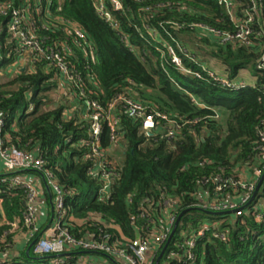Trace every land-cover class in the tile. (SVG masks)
I'll use <instances>...</instances> for the list:
<instances>
[{
	"label": "trees",
	"instance_id": "obj_1",
	"mask_svg": "<svg viewBox=\"0 0 264 264\" xmlns=\"http://www.w3.org/2000/svg\"><path fill=\"white\" fill-rule=\"evenodd\" d=\"M123 9L115 10L105 0L110 17H101L96 0H51V16L43 18L51 25H38L37 35L66 43L71 52L67 60L78 73L79 84L87 91V99L99 101L107 111L121 95L141 102L148 112L161 111L174 119L179 127L173 137L148 135L142 130V119L131 118L126 108L117 102L115 114L120 119V141L116 150L121 155V177L110 186L104 200L99 199L103 182L89 169V120L86 99H80L75 89L67 88L60 100L51 96L59 92L61 74L44 59L30 61L23 71L0 82V112L6 124L0 128V140L45 160L44 171L51 170L65 190V212L70 218L66 229L77 240L95 238L127 247L138 236L152 238L158 233L171 235L175 221L189 208H202L206 202L239 201L242 187L237 186L246 173L248 181L256 178V169L264 174L260 156L259 129L264 128V71L256 68L264 51V0H233L239 19L247 18L253 1L261 4L252 24L257 44L222 43L215 35H204L194 24L235 33L236 24L219 0H121ZM25 7L26 0H14ZM34 2V0H32ZM48 23V24H49ZM117 24V27L114 24ZM149 25L157 37L149 34ZM75 25L86 34L81 40L72 31ZM173 38L199 58L235 78L241 71L254 67V82L235 91L216 83L198 79L179 71L169 55L162 56L158 47L172 43ZM193 41L194 43H189ZM0 72L8 70L18 60L7 35L0 38ZM192 45L206 52L197 55ZM189 68L200 70L191 57L180 54ZM73 96L78 105L70 117ZM54 103V104H53ZM204 105L205 107H202ZM82 113H80V112ZM84 111V112H83ZM111 128L104 124L101 147L109 148ZM85 142V143H84ZM10 176H20L13 174ZM217 177L229 179L219 190ZM261 187L257 196L262 195ZM49 203L47 191H44ZM0 264H79L87 254L101 256L97 264H126L116 255L80 253L70 247V254L39 255L32 246L34 237L24 222L26 193L11 187L0 176ZM253 202L245 209L246 224L233 213L210 214L194 209L185 213L160 264H264V219L255 220ZM51 218L48 213L47 221ZM174 221V224H175ZM214 223H219L214 225ZM198 238L194 249L197 259L187 260L188 239L208 227ZM227 233L225 240L217 234ZM18 235L26 236L18 245ZM157 246L153 264L163 247ZM21 246V247H20Z\"/></svg>",
	"mask_w": 264,
	"mask_h": 264
},
{
	"label": "built area",
	"instance_id": "obj_2",
	"mask_svg": "<svg viewBox=\"0 0 264 264\" xmlns=\"http://www.w3.org/2000/svg\"><path fill=\"white\" fill-rule=\"evenodd\" d=\"M51 0H26L25 7H19L15 5L14 0H0V38L3 33L7 35V42L13 44V51L18 54V60L11 64L7 70L10 74H15L20 71V68H26L30 61L33 63L37 59L46 60L51 66H54L56 70L63 76L67 85L75 89V93L80 99H86L87 119L89 120V133L90 140L86 143L90 147V158L95 161L94 166L89 169L91 174L100 176L103 185L99 192V199L104 200L109 192L110 186L116 180L121 177L122 159L119 154H116V148L120 141V119L114 113L117 102L124 104L126 113L131 118L142 119V130L148 135L154 133L160 134L163 131L168 137H173L176 133L179 125L174 119H171L167 114L161 111L148 112L145 106L128 95L119 96L111 105L110 108L105 111L99 101L94 99H87V91L79 84L81 79L80 73L70 65L67 60V55L71 52L70 47L63 42L58 43L54 41L53 44L48 43V39L37 35L38 25L42 27H49L51 24L43 18V12L47 16H51L50 7L44 9L43 3L48 2L50 6ZM112 3L115 10L123 9L121 0H108ZM220 4L225 6L228 10L232 21L237 25L236 32L230 33L222 30L206 26L204 24H194L193 27L197 28L201 34L215 35L222 43L233 42L234 45L241 44L247 47L257 44L254 35V29L252 24L256 21L255 13H261V4L258 1H253V8L247 13V18L241 20L237 17L235 12V5L233 0H219ZM95 8L101 17H110L106 11L105 0H96ZM260 24L261 28H264V21L260 17L256 21ZM49 23V24H48ZM117 27V24H114ZM148 28L149 34L152 37H157V31L153 30L149 25L145 24ZM73 33L85 40L86 34L76 27L71 25ZM175 45L172 43L164 44L158 47V50L162 53V56L169 55L171 62L175 67L184 73L190 74L198 79L206 78L219 85L221 88L238 91L252 82H249L245 77V71H241L237 77L231 78L229 74L219 71V69L212 67L210 64H201L199 58H195L192 54L182 46L176 39L173 38ZM0 49L2 45L0 43ZM179 53L184 54L187 57H191L194 62L200 65V70H194L186 66ZM27 59V60H26ZM258 70L264 71V51L260 60L256 64ZM108 123L111 128L110 141L111 146L109 148H102V134L104 124ZM6 124L3 112H0V128ZM264 124V121H263ZM259 136L261 143L259 145V151L261 159L264 163V128L259 129ZM85 143V142H84ZM0 159L4 165L6 171L14 173L17 170H35L42 174L44 180L48 183L55 198V213H54V225H50L49 229L41 236L33 245L35 253L39 255H63L70 254V247L78 248V252H90V253H106L110 255L118 256L126 264H153L154 255L157 250V246L166 244L170 235L168 233H158L152 236V238H143L138 236L135 240L130 241L124 246H113L107 243V238L99 241L95 238L86 240H77L71 235L65 228L70 220L73 223L82 224L83 220L75 219L72 215L70 218L66 216L65 201L66 194L64 188L61 186L59 178L51 170L44 171L45 160L41 155H33L31 152H27L15 146H6L3 140H0ZM8 174L1 176L2 182L8 183L11 187L24 189L26 193V214L24 222L29 228V237H34L39 226V204L40 194L39 189L35 183L20 178V176H10ZM242 180L236 184L242 187V193L239 201L225 200L219 202H206L202 205V208L207 211L213 212H228L235 211L237 219L242 225L246 224V218L244 216L245 209L252 205V211L255 216V220L260 222L264 219V182L262 185L263 193L261 196H256L253 199L254 193L260 182L263 172L260 169H256V178L252 181H248L250 176L246 173ZM216 182L219 183V190L223 189L229 179H223L217 177ZM0 202H2V196H0ZM175 217L170 220L172 225L174 224ZM176 222V221H175ZM219 223H214L218 225ZM208 227L203 228L191 235L188 239L189 251L187 253V260L194 261L197 259V255L194 249L197 246V240L200 237L205 236ZM38 236L35 237V239ZM217 237L225 240L227 233L217 234ZM79 264H97L98 262L88 260L86 257H81L78 261Z\"/></svg>",
	"mask_w": 264,
	"mask_h": 264
},
{
	"label": "crops",
	"instance_id": "obj_3",
	"mask_svg": "<svg viewBox=\"0 0 264 264\" xmlns=\"http://www.w3.org/2000/svg\"><path fill=\"white\" fill-rule=\"evenodd\" d=\"M244 75L246 77V73H244ZM61 78H62L61 79L62 80L61 81V86H60L59 92H57V95H59V99L63 95H66L67 90H68L67 88H69V89L72 88L71 86L67 85V83L64 80L62 75H61ZM70 98L73 101V106L72 107H73L74 111H77L78 110V105L76 104V100L74 99L73 96H70ZM80 113H82V112H80ZM86 117H87V115H86ZM8 173H10V172L5 170L4 165H3V163H2V161L0 159V175H4V174H8ZM14 174H20V178L29 180V181L35 183V185H37V187L39 189V194H40L39 226L41 227L42 225H45L43 230H45L46 227L51 225V224L53 226L55 222H54V219L51 220V218H52L51 201L53 200L55 202V198H54L53 193H51L52 194V199H51L50 191L47 188L46 181L44 180L42 174L40 172H38V171H35V170H17V171H15ZM45 190L47 191L48 196H49V203L47 202V198H46L45 193H44ZM49 212L51 213V218H50L49 221H47ZM25 238H26V236L18 235V238H17V241L19 243L18 245L24 244ZM80 253L82 254V252H80ZM82 257H86L88 260L95 261V262L104 261L103 260L104 258H102L101 256H97V255H93V254H87V255H84Z\"/></svg>",
	"mask_w": 264,
	"mask_h": 264
},
{
	"label": "water",
	"instance_id": "obj_4",
	"mask_svg": "<svg viewBox=\"0 0 264 264\" xmlns=\"http://www.w3.org/2000/svg\"><path fill=\"white\" fill-rule=\"evenodd\" d=\"M25 70H26V68H23V71H25ZM202 107H205V106L202 105ZM14 173H15V172H14ZM14 173H8V174H14ZM8 174H4V175H8ZM4 175H0V176H4ZM263 182H264V174H263V176H262L260 182L258 183V186H257L256 191H255V193H254L253 199L256 198V196H257V194H258L260 188H261L262 185H263ZM46 185H47V188L49 189L50 194H51L52 191H51V188H50V186L48 185L47 182H46ZM51 199H52V194H51ZM51 205H52V218H51V220H52V219H54V213H55V205H54V201H53V200L51 201ZM194 209H198V210H199V209H202V208H189V209H186V210H185V211H184V212L178 217V219L176 220L175 225H174V227H173V229H172L171 235H170L168 241L166 242V244L164 245V247H163V249H162V251H161V253H160V255H159V257H158V259H157V261H156L155 264H160V262H161V260H162V258H163V256H164V254H165V252H166V250H167V248H168V246H169V244H170V242H171V239H172V237L174 236V234H175V232H176V230H177V227H178V225H179V223H180V220H181L182 216H183L185 213H187V212H189V211H191V210H194ZM207 212L210 213V214H222V213H225V212H213V211H207ZM234 212H235V211H228V212H226V213H231V214H233ZM49 227H50V225L47 226L45 230L41 231V232L39 233L38 237L32 241L31 245L29 246V248H28V250H27V254L30 253V250H31L32 246L35 244V242H36L41 236L44 235V233L49 229ZM57 256H61V255H55V257H57Z\"/></svg>",
	"mask_w": 264,
	"mask_h": 264
},
{
	"label": "rangeland",
	"instance_id": "obj_5",
	"mask_svg": "<svg viewBox=\"0 0 264 264\" xmlns=\"http://www.w3.org/2000/svg\"><path fill=\"white\" fill-rule=\"evenodd\" d=\"M192 43H194V42L191 41V42L189 43V45L192 44ZM191 48L194 49V50L196 51L197 55H199V54H201V55H205V54H206L205 51H203L202 49H200L199 45H197V46L192 45ZM253 72H254V67H253V66H250L249 68H247V72H245V73H246V78L248 79L249 82H254ZM16 74H17V73H15V74H10V72H8V71L2 69L1 72H0V82H7V81H9V80L11 79L10 76L12 77V76H15ZM51 96H53V98L56 99V100H60V99H59V95H57L56 93H52ZM53 104H54V103H53ZM73 111H74V109H73V107H72V108L66 113V115H67L68 117H70ZM117 151H118V150H116V154H120V153L117 152ZM120 157H121V155H120ZM262 193H263V192H262Z\"/></svg>",
	"mask_w": 264,
	"mask_h": 264
}]
</instances>
